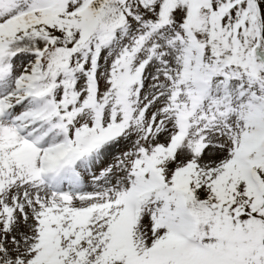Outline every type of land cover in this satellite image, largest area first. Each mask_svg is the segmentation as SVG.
<instances>
[{
	"label": "snow or ice",
	"instance_id": "snow-or-ice-1",
	"mask_svg": "<svg viewBox=\"0 0 264 264\" xmlns=\"http://www.w3.org/2000/svg\"><path fill=\"white\" fill-rule=\"evenodd\" d=\"M0 264H264V0H0Z\"/></svg>",
	"mask_w": 264,
	"mask_h": 264
}]
</instances>
